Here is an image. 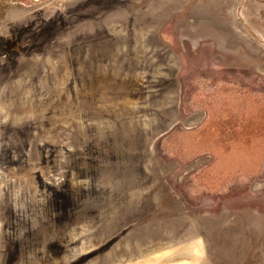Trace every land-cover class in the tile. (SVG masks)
Segmentation results:
<instances>
[{
	"label": "rangeland",
	"instance_id": "rangeland-1",
	"mask_svg": "<svg viewBox=\"0 0 264 264\" xmlns=\"http://www.w3.org/2000/svg\"><path fill=\"white\" fill-rule=\"evenodd\" d=\"M0 264H264V0H0Z\"/></svg>",
	"mask_w": 264,
	"mask_h": 264
}]
</instances>
